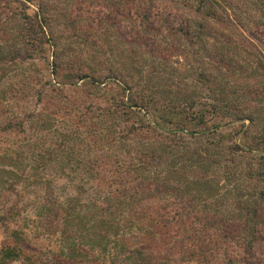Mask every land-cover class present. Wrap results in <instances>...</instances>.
Instances as JSON below:
<instances>
[{"label": "trees", "instance_id": "16d2710c", "mask_svg": "<svg viewBox=\"0 0 264 264\" xmlns=\"http://www.w3.org/2000/svg\"><path fill=\"white\" fill-rule=\"evenodd\" d=\"M99 1L109 12L95 23L153 79L131 82V70L88 35L62 40L51 0H0V65L34 70L0 103V151L12 154L0 160V264H240L234 247L264 264V60L243 58V35L216 36L212 21L234 23L219 0H171L188 18L164 16L157 0ZM259 2L256 32L243 27L261 42ZM159 29L173 42L166 45ZM77 39L89 48L77 51ZM171 51L185 56L190 80L168 64ZM253 74V84L229 83ZM31 97L69 115L82 109L79 122L56 130L49 144L57 116L26 114ZM28 133L40 148L26 160L37 165L33 174L23 169L22 145L2 146L5 137L28 141ZM205 140L202 153L194 146ZM221 173L244 188L259 183V196L237 193L227 210L216 190ZM169 201L180 203L172 220L162 216Z\"/></svg>", "mask_w": 264, "mask_h": 264}, {"label": "rangeland", "instance_id": "374dc122", "mask_svg": "<svg viewBox=\"0 0 264 264\" xmlns=\"http://www.w3.org/2000/svg\"><path fill=\"white\" fill-rule=\"evenodd\" d=\"M181 1V0H178ZM220 4L229 12V15L233 17L234 23H223V22H216L212 21L211 25L212 28L218 38H228L230 36L236 37L238 39L239 36L243 35L244 38L247 39V43L244 44L241 41H239V44L242 46H245V48L242 50L243 52L241 55L243 58H250V53H255L257 54L258 57L262 58L264 60V40L259 42L257 38H255L254 35H250L247 33L246 29L243 27V25L247 28V30H250L251 32H256L257 30V22L258 18L261 16V13L258 11V6H260L259 0H219ZM157 6L160 7V12L164 14V16H168V13H172V15H179L182 18H188L191 17L192 15L187 9H180L179 4L175 1L171 0H157L156 1ZM103 3L100 2L99 0H51L49 3V6L52 9V23L54 26L57 27L58 33L60 36L63 38L62 40H67L66 37L72 36L74 32L82 33L83 36H90L91 40L96 39V42L100 44L102 50H103V55L108 56L112 54L110 58V61L114 63L117 67L119 68H127L131 70L132 72V77L131 82H136L137 79L143 78L145 80H148L149 76V70L148 67L141 69V61L136 62L130 59L129 56H127V51L125 53L121 45H119V49L115 47L114 42H113V37H107L104 34V31L102 29L105 28V25L103 26L97 25L95 23V20H98L102 15L101 18L105 16L109 12L107 8H104ZM34 9V7L32 6ZM233 8V9H231ZM165 9L168 11L166 14L164 13ZM127 23L123 25V31L126 32L128 30L127 28ZM131 28V26L129 27ZM159 32L161 33V39L165 40L166 45L170 44L172 41V38L166 33V31L159 29ZM89 33V34H88ZM106 36V37H103ZM82 36V37H83ZM74 37V36H73ZM93 38V39H92ZM82 39H77L78 44L73 41L74 48L79 51V50H85L89 48L87 44H84ZM217 39H210V42L208 44V47L212 48V45L214 42H216ZM172 50V48H170ZM106 56L102 57L104 61L106 60ZM167 60L168 64L170 66H173L178 70L184 79H191V71L190 67H188L187 62L185 61V56L182 53H177L171 51L167 55ZM251 63L254 64V67H256V60L257 57H252ZM41 62L45 64L44 60H41ZM38 61V67L44 69V75L47 76L50 73L49 71V66L46 67V70L43 66L39 65L41 63ZM2 65H0L1 67ZM252 67V66H250ZM1 68H3V71L0 73V103L2 101L6 102L9 101L10 98H13V94L11 91L13 90H18L21 89V82L22 80H25L27 78H30V74L33 73V67L30 68H23L19 64H7L3 65ZM104 73V76L107 75V71L105 69L102 70ZM258 77L253 76L251 77H236V78H230L229 83L230 85H233L234 83L237 84H253L256 82V79ZM150 79H153L150 78ZM156 80H159V78H156ZM149 81V80H148ZM178 82V81H177ZM54 90V89H53ZM19 92V91H18ZM189 92V91H188ZM48 98H51L50 95H54L55 93L52 91H48ZM59 94V92L57 93ZM63 95V93H61ZM72 100L76 103V105L79 108H82L85 104L81 102L79 99H75L76 96L72 92L70 96ZM36 102L35 97L27 98L25 101H23L24 104L22 106L24 107V110L26 111V114L29 112L31 114H37L41 110H44L45 114H50L52 112L54 115L57 116L56 124L54 127H50L49 134H52L51 136L48 137L47 141L48 143L55 142L56 138L59 136V133H56V130L58 131H64L65 127L71 120H75V122H79V116L81 114V110L79 112H76L74 114L69 115L68 109H66V106H61L58 109L55 107H52L51 109L47 108V104H42L38 105ZM63 105H65L62 102ZM17 113H21L19 110L15 111ZM21 115L23 118L25 114H18ZM53 117V116H52ZM144 120V119H143ZM84 129H86L84 127ZM27 140L25 141L24 135H17V136H11V137H5L3 144V148H14L17 146H21L24 149V158L25 161L22 163L23 169L26 170V174H33L32 168H36V164H33L34 161L32 162H26V160L31 159L30 155V150L33 152H37L40 148L35 146L34 142H37V140L30 139L29 135L30 133L27 134ZM26 138V137H25ZM33 138H36L33 136ZM53 138V139H52ZM211 142H216L212 139H210ZM27 142L25 147L23 144ZM42 142V141H41ZM37 144V143H36ZM42 144V143H40ZM210 142L208 140H205V143L202 144H197L194 147L199 149L202 153H206L207 149L209 148ZM2 148V147H0ZM2 153V154H1ZM8 154V157H11L12 159V154L11 152H6L3 153L0 151V160L1 158H5L4 155ZM8 159V158H6ZM248 161L252 162L254 164V160L251 158ZM245 161V164L246 162ZM3 163L0 161V166ZM5 164H14V159L11 161H6ZM219 182V187H216V190L218 192V196L224 200L225 208L227 210L232 209V204L234 202V199L236 198L237 193L240 195H243L244 199L250 198L252 195H254V191H258V196L261 192V187L260 184L258 183V186L253 184L250 187L244 188V186L240 185L239 183L232 181L231 178H228L225 176L224 173L218 174V178L215 179V182ZM32 181L30 180L29 183ZM236 186L238 187V191L236 190ZM257 189V190H256ZM34 196L32 195L30 198V202L34 203ZM160 202L165 203L164 199H160ZM180 206V203H175L173 201H169V206L167 205L166 210H163L162 216L165 219H170L172 220L173 217L177 216L175 213L178 210ZM160 207V206H159ZM162 218V217H161ZM3 240V234L0 232V243ZM234 250L239 251L241 254L238 255L237 260L240 261V264H258V253H255V255L247 256L242 250L240 249H235Z\"/></svg>", "mask_w": 264, "mask_h": 264}]
</instances>
